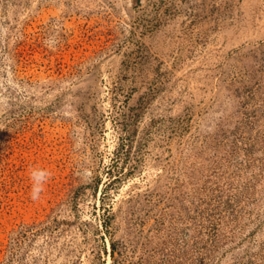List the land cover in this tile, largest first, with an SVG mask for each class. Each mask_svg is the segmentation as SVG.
<instances>
[{"label": "rangeland", "instance_id": "rangeland-1", "mask_svg": "<svg viewBox=\"0 0 264 264\" xmlns=\"http://www.w3.org/2000/svg\"><path fill=\"white\" fill-rule=\"evenodd\" d=\"M0 264H264V0H0Z\"/></svg>", "mask_w": 264, "mask_h": 264}, {"label": "clouds", "instance_id": "clouds-1", "mask_svg": "<svg viewBox=\"0 0 264 264\" xmlns=\"http://www.w3.org/2000/svg\"><path fill=\"white\" fill-rule=\"evenodd\" d=\"M51 172L42 168H30L29 179L32 181L30 198L35 201L38 200L40 194L44 191V186L51 178Z\"/></svg>", "mask_w": 264, "mask_h": 264}]
</instances>
